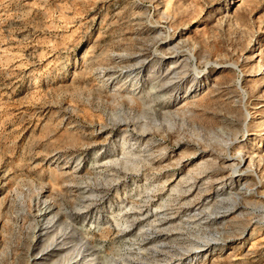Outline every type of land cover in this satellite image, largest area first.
<instances>
[{"label": "rangeland", "instance_id": "1", "mask_svg": "<svg viewBox=\"0 0 264 264\" xmlns=\"http://www.w3.org/2000/svg\"><path fill=\"white\" fill-rule=\"evenodd\" d=\"M258 65L264 0H0V264H264Z\"/></svg>", "mask_w": 264, "mask_h": 264}, {"label": "bare ground", "instance_id": "2", "mask_svg": "<svg viewBox=\"0 0 264 264\" xmlns=\"http://www.w3.org/2000/svg\"><path fill=\"white\" fill-rule=\"evenodd\" d=\"M256 68H257L256 71H260V66H259V65H258ZM132 72H133V71H132ZM260 75H261V79H262V81H264V72H261V71H260ZM219 155H220V154H219ZM239 158H240V157H239ZM250 159H251V158H250ZM152 160H153V159H152ZM180 160H181V159H180ZM127 161H128V160H127ZM208 163H209V162H208ZM194 164H195V163H194ZM134 166H136V164H135ZM163 166H164V165H163ZM187 167H189V166H187ZM133 168H134V167H133ZM162 168H164V167H162ZM128 169H129V168H128ZM154 170H155V169H154ZM207 170H208V169H207ZM207 170H206V171H207ZM209 170H210V169H209ZM201 171H202V170H201ZM138 173H139V172H138ZM182 176H183V175H182ZM193 178H194V177H193ZM179 180H180V179H179ZM221 180H222V179H221ZM161 184H162V183H161ZM158 185H159V184H158ZM155 187H156V186H155ZM186 189H187V188H186ZM261 193H262V192H261ZM227 195H228V194H227ZM196 196H197V195H196ZM235 197H236V196H235ZM244 199H245V198H244ZM247 199H248V198H247ZM233 200H234V202L237 201V200L235 201V199H233ZM248 200H249V199H248Z\"/></svg>", "mask_w": 264, "mask_h": 264}]
</instances>
